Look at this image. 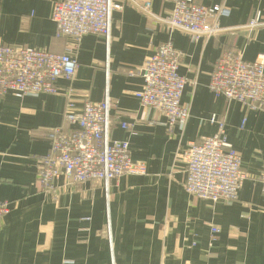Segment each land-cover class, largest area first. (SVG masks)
Returning a JSON list of instances; mask_svg holds the SVG:
<instances>
[{"label": "crops", "instance_id": "1", "mask_svg": "<svg viewBox=\"0 0 264 264\" xmlns=\"http://www.w3.org/2000/svg\"><path fill=\"white\" fill-rule=\"evenodd\" d=\"M55 1L0 0V42L64 52L71 43L54 34ZM116 1L123 6L112 13L108 59L104 37L86 34L72 49L76 73L57 80V93L0 94V201L10 204L0 219V264H264V195L258 178L264 167V109L248 110L207 88L223 50L232 47L247 61L264 52V30L225 31L193 42L187 33L146 17L130 0ZM191 1L225 4L231 13L220 19L224 28L245 24L255 11L264 13V0ZM170 8L168 1L151 0L158 16ZM168 39L183 52L178 73L196 80L183 91L189 117L182 130L166 129L162 114L140 104L134 91L141 78L125 71L140 66ZM106 61L111 114L131 121L136 130L129 136L114 125L112 137L129 140L131 158L143 161L146 173L119 176L107 198L92 181L45 193L36 180L37 159L48 147L45 128L63 123L68 99L75 111L85 100L102 99ZM213 114L225 120L226 140L239 153L246 175L233 202L188 194L185 164L175 159L179 147L216 133L208 121ZM211 225L220 230L214 240Z\"/></svg>", "mask_w": 264, "mask_h": 264}, {"label": "built area", "instance_id": "2", "mask_svg": "<svg viewBox=\"0 0 264 264\" xmlns=\"http://www.w3.org/2000/svg\"><path fill=\"white\" fill-rule=\"evenodd\" d=\"M130 1L146 17L170 30L187 33L193 42L225 31L264 30L261 11H255L243 25L224 28L220 19L231 13L225 4L164 0L171 3V8L161 17L151 11V0ZM122 6L116 0L55 1L50 16L55 23L54 34L70 39L71 44H65L64 52H55L0 42V94L23 97L57 93V80H70L76 73L78 66L72 49L86 34L104 37L108 59L112 13ZM182 57L183 52L168 39L157 45L140 66L125 70L130 76L139 75L142 85L134 95L142 106L153 108L165 117L166 129L177 126L182 130L189 117L182 95L186 84L195 85L196 80L178 73ZM214 63L207 84L213 96L236 100L248 110L264 109V52L247 61L231 47L223 50ZM104 66L107 82L108 61ZM65 95L71 96L69 92ZM113 107L107 82L101 100H85L80 110L75 111L73 101L68 99L62 113L63 123L45 128L48 147L36 164V180L45 193L54 194L60 188L92 181L104 188L107 198L112 181L119 176L146 173L144 162L131 158L129 140L112 137L114 125L129 136L136 133L134 123L111 114ZM208 121L216 125V133L187 142L175 153V159L185 164L184 190L199 199L233 202L246 176L240 155L226 140L225 120L213 114ZM258 178L264 195V167ZM9 211V201H0V219ZM210 230V239L214 240L220 230L214 225Z\"/></svg>", "mask_w": 264, "mask_h": 264}]
</instances>
